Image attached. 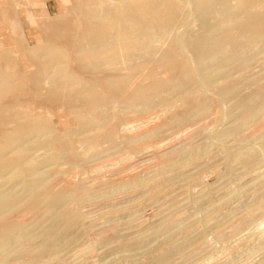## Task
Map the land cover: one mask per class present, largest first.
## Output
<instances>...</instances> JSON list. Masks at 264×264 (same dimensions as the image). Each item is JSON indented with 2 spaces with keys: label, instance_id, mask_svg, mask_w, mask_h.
<instances>
[{
  "label": "rangeland",
  "instance_id": "374dc122",
  "mask_svg": "<svg viewBox=\"0 0 264 264\" xmlns=\"http://www.w3.org/2000/svg\"><path fill=\"white\" fill-rule=\"evenodd\" d=\"M82 1L0 0V91L21 99L13 114H6L9 110L0 106V116L10 118L0 117V133L6 134L0 139L14 137L9 128L21 116L23 122L43 121L50 130L46 135L28 133L15 143L13 153L23 160L26 176L30 178L36 171L41 179L28 183L33 186L32 196L27 190L18 191L16 183L4 184L9 168L0 172V184L4 188L14 185L11 192L17 195L14 205L0 215V231L5 223L15 229L30 223L31 230L12 243L10 253L0 254V264H264V106L257 109L264 105V35L257 42L246 41L248 46L227 61L218 56L206 78L191 49L180 47L177 35L187 31L207 35L206 29H213L211 33L217 36L227 28L226 20L217 18L211 6L197 9V0H186L187 4L171 0V6L164 0L163 7L162 0H154L161 9L173 10L170 31L156 38L155 47L145 50L142 59L135 54L128 65L96 68L76 48L88 21L82 17ZM138 1L108 2L113 10H123ZM210 1L219 0H200ZM242 3L247 1L221 0V14ZM255 3L249 7L251 12L264 18V0ZM171 41L179 45L175 51ZM44 44L57 50L60 67L35 64L41 55L37 47ZM108 71H117L120 83L92 87L98 107H110L106 106L107 116L98 126L82 119L91 105L78 108L66 87L50 91L48 86L62 77L73 82L83 78V86L91 80L102 81ZM170 79L181 81L174 93L167 90L173 82ZM148 84L157 89L150 96L152 106L139 105L140 101L130 105L131 93L141 85L149 88ZM78 86L75 88L80 89ZM82 122L84 126L79 125ZM109 133L110 140H104ZM29 160L32 166L24 164ZM54 193L62 195L63 201L50 210L47 207ZM59 217L62 219H56ZM50 223L51 232L65 231L63 235L68 236L61 239L60 246L45 245L39 254L41 231ZM35 235L36 240L31 238ZM134 253L137 256L132 257Z\"/></svg>",
  "mask_w": 264,
  "mask_h": 264
},
{
  "label": "bare ground",
  "instance_id": "6f19581e",
  "mask_svg": "<svg viewBox=\"0 0 264 264\" xmlns=\"http://www.w3.org/2000/svg\"><path fill=\"white\" fill-rule=\"evenodd\" d=\"M109 0H84L80 3V10L83 13L84 18H86L88 21L86 23V30L83 31L82 36H81V40L80 42H78V44L76 45V48L80 51V53L82 54V56L85 58H89L94 63V66L100 67L101 65H115L118 64L119 65H128L129 62H131V60L133 59V56L136 54V58L142 59L144 53L146 52L145 50L151 49L152 47L154 48V41L158 40L159 38H163L165 36V33L169 30V26L172 27L174 25V23H172V19H171V15L169 14L171 12V10L168 8L166 9H161L159 7V4L154 1V0H139L136 4L133 3L131 8L130 6H126L127 9L123 8L122 9H118V7H115V9L113 10V7L111 4H109L108 2ZM168 4L169 1L171 0H167ZM165 1V2H167ZM179 1V0H178ZM181 1V0H180ZM179 1V3H180ZM195 0H193L194 2ZM200 4L198 5L197 9H200L201 7L203 8H207V7H212L213 9H215V13L217 14V18H224L227 22V28L222 31L221 33H219L217 36L214 35L213 33H211L213 31V29H206L209 33L207 35H202V34H192L190 32L187 31V33H182V36H178L180 35L178 33L177 37H178V42L180 47H188L189 49H191V54L192 57L194 58L196 65L198 67V69L200 70L202 75H205V77L207 76V74L210 72V69L212 67V62L215 60H218V56L223 55V58L225 59V61H227L230 57L234 56L235 54L241 52L242 48L244 45H246L248 42V40H255L260 38L261 36L264 35V18L254 14L251 12L252 9H250L249 7L252 6V4H257L255 3L257 0H246L247 3H242L240 5H237L231 9L228 10H224V12L221 14V0L216 1V2H200V0H197ZM228 0H225V2ZM107 2V3H106ZM122 2H126L127 0H122ZM161 2H164V0H162ZM162 3V7L165 4ZM186 2V0H185ZM176 3V2H175ZM122 4V3H121ZM167 4V3H166ZM171 4V3H170ZM169 4V5H170ZM184 4V2H183ZM187 4V2H186ZM111 5V6H110ZM182 5V4H181ZM115 6H117L115 4ZM161 6V5H160ZM171 6V5H170ZM180 6V5H179ZM1 7V6H0ZM130 7V8H129ZM175 7V5H174ZM258 7V5H257ZM252 8V7H251ZM3 9V7H2ZM175 9V8H174ZM256 9V8H253ZM79 10V11H80ZM205 10V9H204ZM2 11V10H1ZM80 11V12H81ZM173 11V10H172ZM238 14H244L243 17H236ZM16 15V14H15ZM174 15V14H173ZM80 16V15H79ZM232 17H236L235 19H233ZM174 19V18H173ZM175 21V20H174ZM173 25H172V24ZM186 25V24H185ZM202 25V24H201ZM84 26V25H83ZM62 27V26H61ZM159 32H156V29ZM65 29V28H64ZM63 29V30H64ZM67 29V28H66ZM68 33V32H67ZM81 33V32H80ZM172 33V32H171ZM170 33V34H171ZM16 35V34H15ZM81 35V34H80ZM168 36V35H167ZM14 37V35H13ZM51 37V36H50ZM49 37V38H50ZM76 37V36H75ZM74 37V38H75ZM264 37V36H263ZM48 38V37H47ZM68 39V38H67ZM73 39V38H72ZM53 40V39H52ZM75 40V39H74ZM19 41V40H18ZM56 41V40H55ZM58 41V40H57ZM240 41H243L240 42ZM247 41L246 44H244ZM256 41V40H255ZM16 42V40H15ZM63 42V41H62ZM76 42V41H75ZM156 42V41H155ZM172 42V41H171ZM257 42V41H256ZM255 42V43H256ZM19 43V42H18ZM46 43V42H45ZM50 43V42H49ZM48 43V44H49ZM73 43V41H72ZM174 43V42H172ZM74 44V43H73ZM175 44V43H174ZM62 45V44H61ZM179 45L175 44V46L173 45L174 48H172L173 51H175V47H179ZM251 45V44H250ZM256 45V44H255ZM66 46V45H64ZM248 46V44H247ZM68 47V46H67ZM66 47V48H67ZM71 47V46H70ZM1 48V47H0ZM38 51H41V55H40V60L35 62V64L40 65L42 67H46V68H50V69H55L61 66L62 64V59L60 58L61 56L56 54L57 50L52 51L50 49V47H48L47 44H44L41 47H37ZM65 48V47H64ZM65 48V49H66ZM73 48V47H72ZM170 48V47H169ZM247 48V47H246ZM246 48L244 49L246 51ZM253 48V47H252ZM180 49V48H179ZM171 50V51H172ZM181 50V49H180ZM145 51V52H144ZM250 51V50H249ZM73 52V51H72ZM75 52V51H74ZM153 52V51H152ZM48 54V56L46 57V54ZM172 53V52H171ZM244 53V52H243ZM146 54V53H145ZM246 54V53H244ZM173 55V54H172ZM239 55V54H238ZM237 55V56H238ZM45 58H44V57ZM171 56V55H170ZM241 56V55H239ZM2 57V56H1ZM68 57V55H67ZM174 57V55H173ZM10 58V57H9ZM8 58V59H9ZM145 58V57H144ZM166 58H168L166 56ZM217 58V59H216ZM173 59V58H171ZM236 59V58H235ZM234 59V60H235ZM84 60V59H83ZM82 60V61H83ZM232 60V59H231ZM16 61V60H15ZM135 61V59H134ZM229 62V61H228ZM231 62V61H230ZM3 63V61H2ZM227 64V63H226ZM89 65V64H88ZM64 66V65H63ZM109 66V67H110ZM116 66V65H115ZM214 66V65H213ZM229 66V65H228ZM67 67V66H66ZM73 67V66H72ZM236 67V66H235ZM234 68V67H233ZM112 69V68H110ZM115 69V67H114ZM212 69H214V67H212ZM228 69V68H227ZM197 70V69H196ZM208 70V73H207ZM65 71V70H64ZM212 71V70H211ZM232 72V71H231ZM63 73V72H62ZM71 73V72H70ZM207 73V74H206ZM72 74V73H71ZM91 74V73H90ZM69 75V74H66ZM127 75V74H126ZM3 76V75H2ZM74 75L72 74L71 77H73ZM118 72H112V71H108L105 75L102 81L100 80H91L89 82V84H84L83 86H81V82L80 79L78 81L73 82L72 78L70 77H66L62 79H54L51 80L49 85L50 86V91H52L51 89H56L57 86H61V87H66L65 89H67V91L71 94V100L78 106V108H82L85 106H90L89 108L90 110H88V112H86L85 116L82 117V119L85 117L88 120L86 121L87 124L90 123L91 125L94 126H98L100 125L104 120H100L102 117L104 118V116L107 114V107H98L99 103L96 104L97 102V98L94 97V95H92V87L94 85H99L102 82L106 85H119L120 80H118ZM5 77V76H4ZM10 77V76H9ZM78 77V76H77ZM76 77V80H77ZM82 77V76H81ZM187 77V76H186ZM2 78V77H1ZM8 78V77H7ZM29 78V77H28ZM60 78V77H59ZM183 78V77H182ZM199 78V77H198ZM207 78V77H206ZM209 78V77H208ZM4 79V78H2ZM6 79V78H5ZM4 79V80H5ZM10 79V78H9ZM21 79V78H20ZM19 79V80H20ZM88 79V78H87ZM91 79V77H90ZM177 79V78H175ZM30 80V79H29ZM75 80V79H74ZM83 80V78L81 79ZM126 80V79H125ZM172 80V79H170ZM181 80V79H180ZM183 80V79H182ZM11 81V80H10ZM22 81V80H20ZM32 81V79H31ZM127 81V80H126ZM173 81V80H172ZM186 81V80H185ZM202 81V80H201ZM206 81V80H205ZM5 83V81H3ZM7 82V81H6ZM47 83V81H45ZM155 82V81H154ZM154 82L152 84H154ZM169 82V81H168ZM181 82V81H180ZM178 82L177 80H174L171 84H169L170 86L168 87V91H173L175 88L180 87L181 83ZM183 82V81H182ZM3 83V85H4ZM12 83V82H11ZM10 83V84H11ZM24 83V82H23ZM124 83L126 84V82L124 81ZM156 83V82H155ZM205 83V82H204ZM9 84V85H10ZM15 84V83H12ZM11 84V86H12ZM22 84V83H21ZM25 84V83H24ZM1 85V84H0ZM77 85H79L78 87L81 86V88H75ZM151 85V84H150ZM149 86V88H145L144 85H139L141 87L137 89V91H134V93H131V99L128 102L129 104L131 102H135V101H140L139 103H142V105L147 106L150 105L152 106L150 103V96H152L154 93L156 94L157 89L152 85ZM157 85V84H156ZM10 86V88H11ZM25 86V85H24ZM33 86V85H32ZM101 86V85H100ZM204 86V85H203ZM202 86V87H203ZM206 86V85H205ZM26 87V86H25ZM9 88V87H8ZM7 88V89H8ZM31 88V86L29 87ZM40 88V87H37ZM59 88V87H58ZM167 88V87H166ZM204 88V87H203ZM2 89V88H1ZM32 89V88H31ZM43 89V88H41ZM40 89V90H41ZM64 89V88H63ZM181 89V88H179ZM178 89V90H179ZM187 89V88H186ZM13 90V89H12ZM39 90V89H38ZM61 90V89H60ZM182 90V89H181ZM4 91V90H3ZM9 91V90H8ZM28 91V90H27ZM33 91V90H32ZM45 91V89L43 90ZM49 91V92H50ZM100 91V90H99ZM102 91V90H101ZM166 91V90H165ZM164 91V92H165ZM167 91V92H168ZM175 91V90H174ZM173 91V93H174ZM184 91V90H183ZM7 92V91H6ZM34 92V91H33ZM48 92V91H47ZM64 92V91H63ZM66 92V91H65ZM8 93V92H7ZM11 92H9V94H4L2 91H0V106L8 109L9 111L6 114H9V112H16V104L21 102V99L19 96H14L12 94H10ZM32 93V92H31ZM45 93V92H43ZM53 93V92H52ZM161 94L163 93L160 92ZM171 93V92H170ZM169 93V94H170ZM171 93V94H173ZM179 93V92H178ZM181 93V91H180ZM20 94V93H18ZM65 94V93H64ZM166 94V93H165ZM168 94V93H167ZM170 94V95H171ZM44 95V94H43ZM51 95V94H48ZM158 95V93H157ZM169 97L171 98V96H175V95H171ZM24 96V95H23ZM22 96V97H23ZM168 96V95H167ZM27 97V96H26ZM48 97V96H47ZM163 97V96H161ZM160 97V98H161ZM168 97V98H169ZM160 98L158 100H160ZM220 98V97H219ZM31 99V98H30ZM128 99V97H127ZM163 99V98H162ZM192 99V98H191ZM166 100V97H165ZM42 101V100H41ZM70 101V100H68ZM153 101V100H152ZM161 101V100H160ZM176 101V100H175ZM44 102V101H43ZM46 102V101H45ZM114 102V101H113ZM157 102V101H156ZM166 101H164L165 103ZM162 103V101H161ZM264 103V102H263ZM105 104V103H104ZM127 104V103H126ZM134 104V103H133ZM137 104V105H138ZM157 104V103H156ZM156 104H153V107H155ZM31 105V104H30ZM72 105V104H70ZM131 105V104H130ZM129 105V106H130ZM135 105V104H134ZM140 105V104H139ZM138 105V106H139ZM183 105V104H182ZM261 106H259L257 109H263L264 105L260 104ZM125 106V105H124ZM123 107V106H122ZM134 107V106H133ZM141 108H144L143 106H140ZM263 107V108H262ZM77 108V109H78ZM110 108V107H108ZM130 108V107H129ZM140 108V109H141ZM151 108V107H150ZM5 109V110H6ZM44 109V108H43ZM127 109V107H126ZM132 109V106H131ZM137 109V108H136ZM147 109V108H146ZM110 110V109H109ZM122 110V109H121ZM139 110V108H138ZM255 110V109H254ZM2 111V110H0ZM115 111V110H114ZM258 111V110H257ZM262 111V110H261ZM260 111V112H261ZM4 112V110H3ZM130 112V111H129ZM19 113V112H18ZM28 112H26L27 114ZM115 113V112H113ZM252 113V112H251ZM257 113V112H254ZM13 114V113H12ZM16 114V113H14ZM24 114V113H22ZM21 113H19V115H22ZM34 114V113H33ZM33 114H30L31 116ZM4 117L6 116L5 114ZM1 115V116H2ZM17 115V114H16ZM121 115V114H120ZM0 116V117H1ZM29 116V114H28ZM40 116V114L38 115ZM107 116V115H106ZM112 116V115H111ZM7 117V116H6ZM5 117V118H6ZM12 117V116H11ZM18 117V115H17ZM20 117V116H19ZM80 117V116H79ZM2 118V117H1ZM9 118V117H8ZM6 118V119H8ZM25 120L24 117L21 116V120ZM33 118V116L31 117ZM4 119V118H3ZM10 119V118H9ZM17 119V118H16ZM15 119V120H16ZM36 119V117H35ZM40 119V117H39ZM81 119V118H80ZM176 119V118H175ZM235 119V118H234ZM243 119V118H242ZM21 120H17L15 121V123L9 127L10 130V134H12V136L14 135V137H10L9 139H2L3 137H1L0 139V172L2 170H4L5 168H9L10 173H9V179H7L4 184L8 183V182H13L16 183V185L18 186V191L19 190H27L28 192L31 193L30 196H32L33 194V186H29V182L32 181L33 183H36L40 177L39 174H37V172L35 171V173L31 174V177L29 178L27 175V172L25 173L22 166V162L23 160L21 158H19L18 156H14V150L16 149L15 147V143H18L20 141H22V139L24 138V135L28 134V133H32V132H37V134H41V135H46L50 133V130L48 129V126H46L45 122H40V121H28V122H23ZM171 120V119H170ZM80 121V120H79ZM78 121V122H79ZM1 122V120H0ZM12 122V121H11ZM81 122V121H80ZM98 122V123H97ZM11 124V123H10ZM78 124V123H77ZM79 125L84 126L85 122L83 123H79ZM89 125V124H88ZM86 125V127L88 126ZM93 126V128H94ZM3 128V127H2ZM8 128V127H6ZM89 128V127H88ZM68 129V128H67ZM77 129V127H76ZM8 131V129H5V131ZM6 131V133H8ZM56 131V130H53ZM69 131V130H68ZM75 131V130H74ZM4 131H2L0 133V135L3 133ZM78 132V131H77ZM109 132V131H108ZM21 133H23V136H19ZM4 134V133H3ZM35 134V133H34ZM33 134V135H34ZM52 134V133H51ZM55 134V133H54ZM6 135V134H4ZM30 135V134H29ZM106 135V136H105ZM103 136L104 140L109 139L110 138V133L109 134H105ZM9 136V135H8ZM39 136V135H38ZM51 136V135H50ZM53 136V135H52ZM55 136V135H54ZM6 137V136H5ZM4 137V138H5ZM35 137V136H34ZM12 138V139H11ZM52 138V137H51ZM56 138V136H55ZM27 140V138H25ZM54 139V138H53ZM110 140V139H109ZM108 140V141H109ZM6 141V142H3ZM54 141V140H53ZM107 141V140H106ZM31 142V141H30ZM97 142V141H96ZM33 143V142H32ZM48 143V142H47ZM14 144V145H13ZM90 143V146H92ZM17 145V144H16ZM20 145V144H19ZM50 145V143H48V146ZM27 146V143H26ZM30 146V145H29ZM50 148V147H49ZM51 148H53L51 146ZM50 148V149H51ZM57 148V147H56ZM6 149V150H5ZM25 149V148H24ZM22 150V149H20ZM52 150V149H51ZM16 151V150H15ZM18 151V150H17ZM53 151V150H52ZM51 153V152H50ZM53 154H57L54 153ZM60 154V153H59ZM58 154V155H59ZM50 155V154H49ZM21 156V155H19ZM54 156V155H53ZM96 156V155H95ZM45 157V156H44ZM56 157V156H54ZM30 159V158H29ZM32 160V159H30ZM27 161L24 162V164H28L32 166V162L34 161ZM4 168V169H3ZM31 171V168H29ZM7 170V171H9ZM6 171V170H5ZM34 172V171H33ZM39 172V171H38ZM41 174V173H40ZM41 180V179H40ZM3 182V181H2ZM1 182V183H2ZM18 183V184H17ZM38 183V182H37ZM3 184V183H2ZM2 184H0V215L4 210H8L10 209L15 202L14 199V192H11V188L10 186H14V185H10L9 187L7 186V188H4L2 186ZM113 186V185H112ZM35 188V187H34ZM236 188V187H235ZM17 189V188H16ZM115 189V188H114ZM27 192V193H28ZM16 193V192H15ZM57 194V193H56ZM65 194V193H64ZM63 194V195H64ZM68 194V193H67ZM20 195V194H19ZM53 198L51 199V201H49V205L47 208H52L54 206V204L58 203L60 205V203L63 201L62 200V195H55V193L53 194ZM100 195V194H99ZM17 196V195H16ZM39 196V195H38ZM69 196V194H68ZM67 196V197H68ZM23 197V196H22ZM20 198V197H18ZM64 198V197H63ZM86 198V197H85ZM62 200V201H61ZM17 202V201H16ZM28 202V200H27ZM30 202V201H29ZM212 202V201H211ZM64 204V203H63ZM120 207V206H119ZM56 208V207H55ZM58 208V206H57ZM132 208V206H129V209ZM13 209V208H12ZM128 209V210H129ZM51 210V209H50ZM127 210V211H128ZM132 209H130L131 211ZM214 210V208H213ZM46 211V210H45ZM55 211V210H54ZM126 211V210H125ZM9 212V211H8ZM47 212V211H46ZM132 212V211H131ZM50 213V212H49ZM48 213V214H49ZM111 213V212H110ZM4 214V212H3ZM126 214V213H125ZM62 216V215H61ZM62 219V217L56 218V219ZM121 218V217H120ZM66 219V218H65ZM63 219V220H65ZM71 219V218H70ZM186 219V218H185ZM46 220V219H45ZM40 221V220H39ZM58 221V220H57ZM75 221V220H74ZM116 221V220H115ZM128 221V220H127ZM41 222V221H40ZM47 222V221H45ZM63 222V221H61ZM104 222V221H103ZM178 222V221H177ZM180 222V221H179ZM195 222V221H194ZM48 223V222H47ZM68 223V222H65ZM70 223V222H69ZM72 223V222H71ZM74 223V222H73ZM107 223V222H106ZM126 223V222H125ZM162 223V222H161ZM12 224V223H11ZM30 224V223H29ZM29 224H27V226L24 227H20L18 226L17 229H15V227L11 226H7V224L5 223L6 226H4L1 229V233H0V254L3 255L1 257H4V253H10L12 251L11 245L14 241H21L24 237V235L26 234V232L28 233L30 230L29 228ZM180 224V223H179ZM179 224L177 226H179ZM4 225V224H3ZM24 225V224H23ZM46 225V224H45ZM57 225V223H56ZM60 225V224H59ZM58 225V226H59ZM69 225V224H68ZM76 225V224H75ZM96 225V224H95ZM115 225V224H114ZM136 225V224H135ZM16 226V227H17ZM40 226V225H39ZM51 223L47 224L46 227L43 229V232L41 230V233H43L41 237H43L42 239V243L38 244L39 245V249H38V253L40 254L43 251L44 246H49L50 248L52 246L55 247V245H59V243L61 242V239H64V237L68 236V235H63L65 233L61 232V233H55V232H51ZM63 226V224H62ZM173 226V225H172ZM175 226V224H174ZM173 226V227H174ZM20 227V228H19ZM76 228H78L77 226H75ZM169 227V226H166ZM186 227V226H185ZM34 228V227H33ZM40 228V227H39ZM42 228V226H41ZM125 228V227H124ZM163 228V227H162ZM178 228V227H177ZM57 229V228H56ZM59 229V228H58ZM161 229V228H160ZM165 230V228H163ZM170 230V228H168ZM176 229V228H175ZM183 229V228H182ZM68 230V229H66ZM73 230V229H72ZM168 230V231H169ZM187 230V229H186ZM37 231V230H36ZM38 231V232H39ZM62 231V230H61ZM158 231V230H157ZM167 231V230H166ZM165 231V232H166ZM175 232V231H174ZM180 232V231H179ZM41 233L39 235H41ZM67 233V232H66ZM122 233V232H121ZM170 233V232H169ZM167 233V238H170V234ZM186 233V232H185ZM36 234V232H35ZM71 234V233H70ZM172 234V232H171ZM178 234V233H177ZM34 235V234H33ZM72 235V234H71ZM159 235V234H158ZM31 236V235H30ZM75 236V234H74ZM73 236V238H74ZM118 236V235H117ZM186 236V235H185ZM28 237V236H27ZM36 235L31 238L35 239ZM78 237V236H77ZM166 237V235H165ZM40 238V237H39ZM162 238V237H161ZM25 239V238H24ZM27 239V238H26ZM29 239V238H28ZM174 239V238H173ZM36 240V239H35ZM35 240H32L34 243H36ZM38 240V239H37ZM76 240L73 239V241ZM138 240V239H137ZM143 240V239H142ZM64 241V240H63ZM68 241V240H67ZM148 241V240H147ZM165 241V240H164ZM24 242V241H22ZM28 242V241H27ZM30 242V241H29ZM137 242V241H136ZM144 242V241H143ZM160 242V241H159ZM39 243V242H38ZM70 243V241H69ZM68 243V244H69ZM128 243V242H127ZM139 243V242H137ZM183 243V242H180ZM188 243V242H187ZM17 244V243H16ZM24 244V243H21ZM32 244V243H31ZM65 244V243H64ZM67 244V243H66ZM135 244V243H134ZM162 244V243H161ZM33 245V244H32ZM119 244H117L118 247ZM133 245V243H132ZM182 245V244H181ZM186 245V244H185ZM15 246V245H14ZM13 246V247H14ZM36 246V245H33ZM60 246V245H59ZM66 246V245H65ZM127 246V245H126ZM137 246V245H135ZM144 246V245H143ZM63 247V246H62ZM163 247V246H162ZM21 248V247H20ZM27 249V247H24ZM38 247H35V249ZM64 248V247H63ZM61 248V249H63ZM136 248V247H134ZM165 248V247H164ZM171 248V247H170ZM45 249V248H44ZM49 249V248H48ZM112 249V248H111ZM116 249V248H115ZM124 249V248H123ZM133 249V248H132ZM161 249V248H160ZM163 249V248H162ZM22 250V249H20ZM122 250V249H121ZM127 250V249H125ZM159 250V249H158ZM164 250V249H163ZM171 251L173 249H170ZM46 251V250H44ZM52 251L54 252V250L52 249ZM56 251V250H55ZM114 251V250H113ZM120 251V250H119ZM118 252V251H117ZM116 252V254H117ZM122 252H124V250H122ZM126 252V251H125ZM169 252V250L167 251ZM48 254V252H46ZM137 253V252H136ZM150 253V252H149ZM161 253V250L160 252ZM166 253V252H165ZM172 253V252H171ZM18 254V253H17ZM55 254V253H53ZM164 254V253H163ZM167 254V253H166ZM170 254V253H169ZM126 255V254H124ZM129 255V254H128ZM133 255V254H132ZM136 254L134 253V255L132 257H134ZM139 255V254H138ZM181 255V254H180ZM13 256V255H12ZM130 256V255H129ZM137 256V255H136ZM190 256V255H189ZM19 257V256H18ZM34 257V256H33ZM32 257V258H33ZM118 257V256H117ZM127 258V256H125ZM162 257V256H161ZM164 257V256H163ZM14 258V257H13ZM48 258V257H47ZM114 258V257H113ZM160 258V257H159ZM17 259V258H16ZM35 259V258H34ZM42 258H40L41 261ZM104 259V258H103ZM132 258H130L129 260H131ZM137 260V259H136ZM17 261V260H16ZM35 261V260H34ZM133 261V260H132ZM136 262V261H135ZM19 263V262H18ZM135 264V263H134Z\"/></svg>",
  "mask_w": 264,
  "mask_h": 264
}]
</instances>
